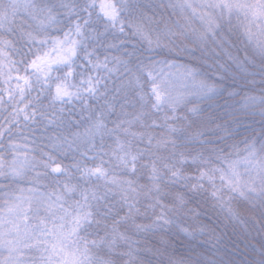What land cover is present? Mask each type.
<instances>
[{"label":"snow or ice","instance_id":"6c2138e0","mask_svg":"<svg viewBox=\"0 0 264 264\" xmlns=\"http://www.w3.org/2000/svg\"><path fill=\"white\" fill-rule=\"evenodd\" d=\"M158 11L169 16L157 19ZM233 15H242L253 46L242 60L217 23ZM109 34H130L156 55L188 54L209 71L152 57L133 63V53L121 51L125 40L105 43ZM113 77L119 84L110 89ZM225 94L241 97L239 108L225 104L232 123L238 112L264 120V0H0V114L7 113L0 115V177L33 185L0 188V264H152L141 259L134 236L173 228L185 239L215 236L190 207L198 197L232 221L239 198L264 220V127L259 139L245 141L242 159H231L216 146L222 138H212L225 130L213 109ZM129 97L139 105L135 113L125 111L134 106ZM35 125L51 131L33 147ZM193 166L196 174H186ZM41 181L52 191H40ZM183 217L187 227L177 224ZM262 233L264 225L259 244L246 245L252 259L241 264H264ZM199 248L170 255L167 264H236L217 247ZM33 250H41L39 260L27 255Z\"/></svg>","mask_w":264,"mask_h":264},{"label":"trees","instance_id":"16d2710c","mask_svg":"<svg viewBox=\"0 0 264 264\" xmlns=\"http://www.w3.org/2000/svg\"><path fill=\"white\" fill-rule=\"evenodd\" d=\"M143 2L148 3H159L160 0H143ZM164 16L167 18L169 16L168 11L157 12V19L160 16ZM172 19H176L175 16ZM26 23H31L30 21H26ZM163 26V25H161ZM127 32V29H126ZM58 33L53 32V35H57ZM220 34L226 37L231 45V52L234 56L239 57L241 60L244 58L247 53L249 56L253 54V46L249 43L248 37L244 35L241 31L240 27L235 26L234 28L229 27L225 24H220ZM117 40H125V48L121 49V51H127L129 53H133L131 59L133 63L143 62L148 63L149 57L154 59H167L179 61L185 64H188L191 67L198 68L202 71H209L206 67L201 66L198 63H193L190 61L188 54L180 55L179 53H169L165 50L160 55H156L154 52H150L147 50V45L140 42L139 40H132L131 36L123 37L117 34V39H113V36L109 34L105 38V43H116ZM134 45V47H133ZM106 53L101 50L100 55L101 59ZM108 55H119L118 52H110ZM227 58H225L226 60ZM221 63H225L224 60ZM235 66H233L234 68ZM95 74V73H94ZM15 75V74H14ZM115 85L118 86L119 81L113 77L108 82V87L111 89ZM33 96L36 95L35 92L32 93ZM243 96V92L241 93V97ZM241 97H236L234 100H229L227 95H223L213 101V109L216 111V114L221 117L218 120V123H221L225 126V130H220L215 133L212 137L222 138L220 143L216 146L224 149L226 153L231 154V159H236L240 156L246 154L244 149L246 147L245 141L249 136H252L254 139H259V132L261 127H264V120L260 116H245L244 113H237V123H232L228 116L224 115V112L231 111V108H226L225 104L233 105L236 108H239L240 105L236 103V101H240ZM129 101L134 105L133 107H128L125 111L129 113H135L139 105L136 104L135 100L129 97ZM47 101H45V104ZM102 103V101L100 102ZM207 102L201 104V107L205 108V111H209L206 107ZM79 105H77V108ZM11 109H9L10 111ZM117 110H119V105H117ZM7 113H2L0 115H6ZM180 115H186L185 112L181 111ZM114 118V117H113ZM109 127H112L109 124ZM34 131L29 136L30 139L35 141L33 147L45 143L46 141L43 139L49 133L44 132L43 125H35L33 126ZM250 142V141H249ZM111 143V141H108ZM143 147V145H141ZM259 147V144H257ZM81 150H84L83 148ZM92 153H89L91 156ZM64 164H71L72 157L68 156L67 159L63 160ZM89 166H94L91 161L88 162ZM220 167L221 165H215ZM37 171H42V169H37ZM188 175H195L196 168L193 166L190 170L186 171ZM74 175L78 176L79 173H74ZM139 175V174H138ZM123 179H137V177L124 176ZM61 180L64 178L61 177ZM44 182L45 185H48V181ZM73 184L76 183V180L72 181ZM138 183L145 184L146 180L140 179ZM27 182L21 184H13L12 178L8 177H0V188L9 189V188H20L26 185ZM81 187H89V185H84L81 182ZM207 187V185H206ZM52 191V188L49 187ZM115 191V190H114ZM4 193L0 192V196H3ZM73 199H79V195L73 197ZM116 199H119V196H116ZM2 203V201H0ZM214 201H212L208 197H198L197 202L190 205V207L196 208L198 212H200V222L203 224L209 225L215 233V236L212 233L204 234V235H196L194 239L189 238L185 239L182 235H178L176 233V229L173 228L172 233L165 235L163 233H157L153 235L152 233L146 234V236L136 235L133 239L140 241V249L142 252L141 259L148 261L151 260L152 264H167V258L170 255L180 256L187 255L189 248H197L198 251H204V249L199 248V245L206 244L207 248L217 247L219 251V256L223 258L226 262L236 261V264H241L243 260L252 259L253 253L250 248H247L248 244H259L260 237L257 236V230L261 228V225H264V220H260V217L249 210L246 203L239 198L233 199V207L238 209L239 220L232 221L229 220L226 216L225 212H222L219 208H213ZM254 221H259V223H255ZM136 223H149L147 220H137ZM191 223L190 218L183 217L182 219L177 220V224H180L183 227H187L188 224ZM264 234V233H262ZM83 235V234H82ZM103 235V233H101ZM219 237V240L216 239ZM253 237H256L253 239ZM95 237H89V239H94ZM161 239L168 242L167 250L165 251L164 244L161 243ZM159 248L160 252L157 253L156 249Z\"/></svg>","mask_w":264,"mask_h":264},{"label":"rangeland","instance_id":"374dc122","mask_svg":"<svg viewBox=\"0 0 264 264\" xmlns=\"http://www.w3.org/2000/svg\"><path fill=\"white\" fill-rule=\"evenodd\" d=\"M217 23L220 25V24H225V25H227V26H229V27H235V26H238V27H240V29H241V31L244 33V27L242 26L243 25V17H242V15H241V17H237V16H235V15H233L230 19L227 17V16H225V18L223 19V20H221V21H217ZM193 26L194 27H199V22L198 21H193ZM252 31L254 32V33H259V28L257 27V28H254V29H252ZM246 36V35H245ZM177 63H182V62H179V61H176ZM182 64H185V63H182ZM191 67V66H190ZM173 71H175V70H173ZM189 87H191V83L189 82ZM244 155H246V154H244ZM243 155V156H244ZM243 156H240V157H238V158H236V159H234V160H237V159H242L243 158ZM239 171L240 172H243L244 171V169L243 168H240L239 169ZM43 185H45V183L44 182H41ZM216 183H217V186H219L220 185V181H219V179L217 178V181H216ZM33 185H31V184H29V183H27L26 185H24V186H22V187H20V188H24V189H27V188H29V187H32ZM40 191H42V192H45V191H47V192H51V190L49 189V187H47L46 185H45V187H41L40 188ZM16 195H21V193H19V192H17L16 193ZM24 195H27V193H24ZM40 254H41V250H33V251H31V252H28L27 253V255L29 256V257H32L34 260H39V258H40Z\"/></svg>","mask_w":264,"mask_h":264}]
</instances>
